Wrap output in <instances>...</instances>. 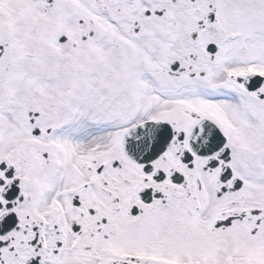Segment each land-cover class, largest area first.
<instances>
[{"label": "snow or ice", "instance_id": "1", "mask_svg": "<svg viewBox=\"0 0 264 264\" xmlns=\"http://www.w3.org/2000/svg\"><path fill=\"white\" fill-rule=\"evenodd\" d=\"M0 264H264V0H0Z\"/></svg>", "mask_w": 264, "mask_h": 264}]
</instances>
